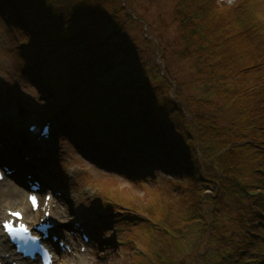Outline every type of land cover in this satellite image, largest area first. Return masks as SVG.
Instances as JSON below:
<instances>
[{
  "label": "trees",
  "instance_id": "obj_1",
  "mask_svg": "<svg viewBox=\"0 0 264 264\" xmlns=\"http://www.w3.org/2000/svg\"><path fill=\"white\" fill-rule=\"evenodd\" d=\"M168 1L145 34L124 0L0 8L24 40L23 59L37 62L29 73L63 104L62 130L92 149L91 130L101 158L133 180L171 177L153 204L113 199L139 213L145 264H264V0ZM157 27L177 45L167 48ZM126 58L134 64L122 70ZM194 223L204 245L194 242L186 263Z\"/></svg>",
  "mask_w": 264,
  "mask_h": 264
},
{
  "label": "rangeland",
  "instance_id": "obj_2",
  "mask_svg": "<svg viewBox=\"0 0 264 264\" xmlns=\"http://www.w3.org/2000/svg\"><path fill=\"white\" fill-rule=\"evenodd\" d=\"M124 2L143 17L136 18L134 14L135 20L141 25L142 34L148 31L147 22L157 26L154 21L156 15L170 11L168 0ZM157 30L163 36L167 48L172 49L177 45L173 30H163L160 27ZM17 32L7 22L0 8V161L17 168L20 166L22 181L28 172L33 174L32 178H39L40 175L42 178H50L47 184H52L54 193L61 194L54 197L53 207L56 209L59 206L66 211L71 209V213L61 215L62 223L58 227H67L77 216L76 218L86 222V229L83 230L91 237L85 250H82L84 246L79 233L66 232L69 242H74V249L71 254H55L54 264L59 263L58 258L66 262L73 260L74 264H145L143 259L149 252L146 253L142 229L138 222L132 223L139 213H134L135 210L126 205H113V199L124 202V198L129 196V205H134L135 208L143 200L153 204L156 202L155 198L165 194L163 189L170 190L171 185L164 180L171 177L157 171L150 179L133 180L128 174L117 171L111 165L104 164L107 162L94 157L93 150L84 143L83 150L79 142L81 134L75 135V128L70 129V133L62 130L64 123L58 116L62 113L63 104L58 101L56 94H52L54 89L50 84L42 87L44 77L39 79L31 72L27 74L25 63L28 61L21 55L26 52L25 43ZM150 37L154 40L153 35ZM157 56L159 58V54ZM133 64L131 58H126L120 63V68L127 70ZM180 68L181 66H177V69ZM176 75L180 76L179 73ZM12 105L19 106L11 107ZM40 121H50L52 135L44 143L35 145V136H30L25 127ZM65 123L70 128L72 121L67 119ZM31 155L35 156L38 171L27 161L22 163L25 156L29 158L28 161L32 160ZM3 207L13 209L14 206L5 202L2 210ZM196 226L195 223L192 224L184 235L185 250L182 249L181 254L187 251L186 258L183 256L186 263L190 262L189 253L194 249L201 251L204 245V237L200 236ZM194 242L196 247L189 251Z\"/></svg>",
  "mask_w": 264,
  "mask_h": 264
},
{
  "label": "bare ground",
  "instance_id": "obj_3",
  "mask_svg": "<svg viewBox=\"0 0 264 264\" xmlns=\"http://www.w3.org/2000/svg\"><path fill=\"white\" fill-rule=\"evenodd\" d=\"M2 120H4V119H2ZM25 129L27 130L26 127H25ZM28 134L33 135V136L37 135V133H33V134L31 132L29 133V131H28ZM41 140L44 141V138L41 137ZM86 144H89V143L86 142ZM80 145H81V148L83 150H85L83 147L84 144L80 143ZM91 146H92V149L94 151V153H92V155L94 157H96V154L98 153L97 145H95L91 142ZM31 157H32V160L28 161L29 158H27V162L30 163L29 165L31 167H34V169L37 170V168H36L37 164H36L35 156L31 155ZM101 161H104V160H101ZM104 164L110 165V163H104ZM49 180H50V178L43 176V183L45 184L44 186L47 185ZM24 192L26 193L25 189H23L21 187H17L11 181H8V183H7V181H2V182L0 181V220L7 217L6 210H12V211L19 210L23 213V220L26 221L28 224L31 225V224L37 223L39 221V218L42 217V215H43L42 212L40 210H37V212L31 213V211L29 209V205L27 203L26 194L25 195L23 194ZM24 197H25V199H24ZM53 199H51V201H50V206H51V202H53ZM5 202H8V204H11L12 206H14L13 209H11L10 207H3L4 209L2 210V206ZM66 212L71 213V209H70V211H66V210H63L62 208H60L59 206L56 209L55 208L52 209V217H53L52 219L56 223L54 226H57V225L59 226V224L61 223L60 217H61V215H64ZM55 230H56V228L54 229V232H55ZM9 251L12 252V250H8L7 246L4 244V236L0 232V255H2L0 260H1L2 264H5V263L9 264L10 258H12L11 259L12 261L16 260V258L14 257V254L9 252ZM7 252H9L10 254L6 256ZM53 258H55V255H53ZM58 262H59L58 264H69V262L71 264H74L73 260L72 261L67 260V262H66L64 260L61 261L60 258H58Z\"/></svg>",
  "mask_w": 264,
  "mask_h": 264
},
{
  "label": "snow or ice",
  "instance_id": "obj_4",
  "mask_svg": "<svg viewBox=\"0 0 264 264\" xmlns=\"http://www.w3.org/2000/svg\"><path fill=\"white\" fill-rule=\"evenodd\" d=\"M2 178V177H0ZM29 200L31 204L33 205V208L35 209L38 206L37 197L35 195H31L29 197ZM14 218H19L20 213L19 212H10L9 213ZM48 227H51V225H48ZM4 230L7 232L8 236L12 240H20L23 242V245L27 248H29L33 254L35 255V258L37 260V264L40 259V255L42 253L43 258L45 259V264H51L50 257L46 249H43L42 245L38 244V238L35 236L29 235V229L23 225L20 224L19 227H14L13 223L10 221H6L3 224Z\"/></svg>",
  "mask_w": 264,
  "mask_h": 264
},
{
  "label": "built area",
  "instance_id": "obj_5",
  "mask_svg": "<svg viewBox=\"0 0 264 264\" xmlns=\"http://www.w3.org/2000/svg\"><path fill=\"white\" fill-rule=\"evenodd\" d=\"M220 1H223L225 3H232L233 0H220Z\"/></svg>",
  "mask_w": 264,
  "mask_h": 264
}]
</instances>
